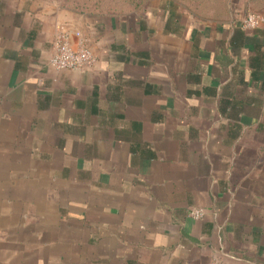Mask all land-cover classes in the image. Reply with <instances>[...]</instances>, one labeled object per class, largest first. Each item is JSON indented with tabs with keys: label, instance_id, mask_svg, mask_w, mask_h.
Returning a JSON list of instances; mask_svg holds the SVG:
<instances>
[{
	"label": "crops",
	"instance_id": "crops-1",
	"mask_svg": "<svg viewBox=\"0 0 264 264\" xmlns=\"http://www.w3.org/2000/svg\"><path fill=\"white\" fill-rule=\"evenodd\" d=\"M248 13L264 0L98 19L0 0V264H264V25L241 29ZM62 28L93 68H51Z\"/></svg>",
	"mask_w": 264,
	"mask_h": 264
},
{
	"label": "built area",
	"instance_id": "built-area-1",
	"mask_svg": "<svg viewBox=\"0 0 264 264\" xmlns=\"http://www.w3.org/2000/svg\"><path fill=\"white\" fill-rule=\"evenodd\" d=\"M264 25V17L257 13H248L241 21L243 30H256ZM96 58L87 45V41L78 32L72 33L62 28L54 42V54L50 66L61 71H85L93 68ZM206 212L201 209H192L188 216L192 220H202ZM211 264H224L219 256H214Z\"/></svg>",
	"mask_w": 264,
	"mask_h": 264
},
{
	"label": "trees",
	"instance_id": "trees-1",
	"mask_svg": "<svg viewBox=\"0 0 264 264\" xmlns=\"http://www.w3.org/2000/svg\"><path fill=\"white\" fill-rule=\"evenodd\" d=\"M127 3V5H129V7L131 9H129V12L126 14H130V13H138V12H142L143 10H145L148 7L149 1L152 0H123ZM103 2L100 1L98 3H83V2H79L76 3L75 6H69L66 5V10L68 11H72V12H76L82 15H87L90 18L93 19H98V18H102L104 16H123L125 15V12H118V11H114L112 9H108L103 7ZM240 26V25H239ZM242 29V28H241Z\"/></svg>",
	"mask_w": 264,
	"mask_h": 264
},
{
	"label": "rangeland",
	"instance_id": "rangeland-1",
	"mask_svg": "<svg viewBox=\"0 0 264 264\" xmlns=\"http://www.w3.org/2000/svg\"><path fill=\"white\" fill-rule=\"evenodd\" d=\"M52 1L58 2L64 8H66V5H69L70 7L75 6V4L79 3V2L89 4V3H98L100 1H102L103 7L108 8V9H112L114 11H118V12L123 11L126 14L129 12V9H131L129 7V5H127V3L123 0H52ZM190 1H192V3H193L196 0H179V2H181V3H186V2H190ZM155 2H157V0L149 1L148 6L153 5Z\"/></svg>",
	"mask_w": 264,
	"mask_h": 264
}]
</instances>
